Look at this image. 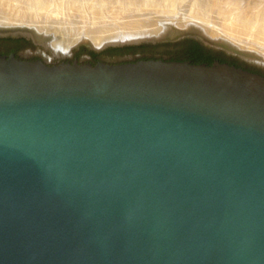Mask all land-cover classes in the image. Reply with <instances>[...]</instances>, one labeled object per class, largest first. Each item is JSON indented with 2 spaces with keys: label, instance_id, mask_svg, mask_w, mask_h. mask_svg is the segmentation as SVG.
<instances>
[{
  "label": "water",
  "instance_id": "obj_1",
  "mask_svg": "<svg viewBox=\"0 0 264 264\" xmlns=\"http://www.w3.org/2000/svg\"><path fill=\"white\" fill-rule=\"evenodd\" d=\"M190 4L92 28L0 12V38L43 55H0V264H264V75L61 60L192 39L264 72V46Z\"/></svg>",
  "mask_w": 264,
  "mask_h": 264
},
{
  "label": "rangeland",
  "instance_id": "obj_2",
  "mask_svg": "<svg viewBox=\"0 0 264 264\" xmlns=\"http://www.w3.org/2000/svg\"><path fill=\"white\" fill-rule=\"evenodd\" d=\"M19 1H23V2H15L17 4H15L14 2H13V4H12V2H8V3L6 2L8 4V9L10 11H11V9H12V11H14L16 9V7L19 4H21V7H26L30 10V12H33V13L36 12L37 13V16L33 17V20L36 22H42V18H44L46 21H49V18H51V19L55 18L56 17L55 14L57 13L58 17H56V19H58V20L59 19H69V18H77L78 17L80 23L92 22L90 27H93V26H95L93 23L94 20H93L92 15H91L93 10H98V11L100 10V12H102V14L105 15V16H103L104 19H106V21H108V22H106L107 24H105V25H110V24H116V22H118L119 16H139L142 13H146L149 11H155V9L156 10H162L164 12H169V10H171V8H173V10L174 9L176 10V11L174 10L173 13H176L178 10H181L182 7L185 5V3L189 0H154V1L151 0V2H153L154 5L152 3H151V5L150 4L146 5L145 4L146 2H139L137 0H131V1L132 2H139V3H136L138 5L131 4L130 0H114V2H113V0H108V2H107V0H78L79 5H77V3H78L77 0H68V1L67 0H19ZM141 1H143V0H141ZM170 1H172V2H170ZM74 2L76 5L74 4ZM123 2H124V4L126 3V5L128 3H130L129 5L131 6V8L129 9L130 6L129 7L127 6V8H126V5H123ZM159 2H161L163 5ZM195 2L200 4V3H202V0H191L190 7L193 6L195 4ZM207 2H211V0H208ZM155 3H156V5H155ZM75 6H77V7H75ZM78 6H80L81 9L78 8ZM116 6H117V8H116ZM124 6H125V8H124ZM135 6L138 10L135 8ZM137 6H140V7H137ZM213 6H214L213 11L215 13L216 12L220 13L224 17L225 16L227 17V12L229 13L232 11L233 13H236L238 15L237 22H240L239 24H241V25H243V24L245 25V23H246L245 26L249 27L248 28V31H249L248 42H252V47L253 48L254 47H261V45L264 46V43L260 44L254 38V37H256V36H254L255 33L261 28V26H264V21H262V20H264V0H213ZM221 6H222V8H221ZM13 7H15V8H13ZM168 7H169V9L167 11ZM38 8H40V10ZM75 8H76V13L74 12ZM77 8H78V10H77ZM219 8H221V9H219ZM124 9H126V11ZM113 10L120 12L118 17L113 16V12H115ZM81 12H82V14H81ZM245 12H247V13H245ZM248 19H250L251 21ZM245 20H247V21L245 22ZM241 21L242 22L244 21V22L241 23ZM258 22H259L260 26L258 25ZM247 23H248V25H247ZM260 23H263V24H260ZM254 30H257V31L255 32Z\"/></svg>",
  "mask_w": 264,
  "mask_h": 264
},
{
  "label": "trees",
  "instance_id": "obj_3",
  "mask_svg": "<svg viewBox=\"0 0 264 264\" xmlns=\"http://www.w3.org/2000/svg\"><path fill=\"white\" fill-rule=\"evenodd\" d=\"M0 54H8L14 52L17 54L19 51L26 47H33L32 43L24 38H0ZM87 52L91 58L92 63L96 62L99 57L102 58H117V57H132V60L140 58H164L167 60H188L192 63H206L212 64L215 60L220 62H227L236 66L242 65L243 68L250 71L259 72L258 69L245 65L234 57L225 55L224 52L207 48L201 43L186 39L175 44H142L139 46H124V47H109L100 52L88 51L80 48L76 55L80 56L82 53ZM160 54V56L156 55ZM166 55L167 57H163ZM263 74V73H261ZM264 75V74H263Z\"/></svg>",
  "mask_w": 264,
  "mask_h": 264
},
{
  "label": "bare ground",
  "instance_id": "obj_4",
  "mask_svg": "<svg viewBox=\"0 0 264 264\" xmlns=\"http://www.w3.org/2000/svg\"><path fill=\"white\" fill-rule=\"evenodd\" d=\"M68 1V0H67ZM78 1V0H77ZM137 1H139V2H146L145 4L147 5V4H150L151 5V3L153 4V2H151V0H143V1H141V0H137ZM154 1V0H153ZM208 0H202V3H196L195 2V4L193 5V6H191L190 7V12H189V14L191 15V16H193V17H196V18H200V19H204V20H206V21H208V22H210L211 21V16L212 15H215V14H218V22H219V29L222 31V32H224L226 35H228L230 38H232V39H235L236 41H238V42H240V41H248V38H249V36H248V33H249V31H248V28L249 27H246L245 25H246V23H245V25L243 24V25H241V24H239L240 22H237V18H238V15L236 14V13H233L232 11L231 12H227V17L225 16H223V15H221L220 13H218V12H214L213 11V9H214V6H213V0H211V2H207ZM8 2H12V4H13V2L15 3V2H23V1H19V0H0V12H3V13H7V18H1V22H5V21H7V22H9V21H11V20H18V21H25L26 19H30V20H33V17L34 16H37V13L35 12V13H33V12H30V10L28 9V8H26V7H21V4H19L17 7H16V9L14 10V11H12V9H11V11L8 9V4L7 3ZM42 2V1H41ZM107 2H108V0H107ZM112 2V1H111ZM113 2H114V0H113ZM125 2V1H124ZM124 2H123V5H126V3L124 4ZM130 2H131V4H134V5H138V4H136V3H139V2H132L131 0H130ZM156 2V1H155ZM170 2H172V1H170ZM128 3V2H127ZM159 3H161V2H159ZM254 3V2H253ZM15 4H17V3H15ZM74 4H75V2H74ZM113 4V3H112ZM130 3H128L127 5H126V8H127V6L129 7L130 5H129ZM144 4V3H143ZM162 4V3H161ZM166 4V3H165ZM169 4V3H168ZM193 4V3H192ZM255 4V3H254ZM259 4V3H258ZM76 5V4H75ZM77 5H79V1H78V3H77ZM105 5V4H104ZM121 5V4H120ZM154 5V4H153ZM155 5H156V3H155ZM163 5V4H162ZM161 5V6H162ZM215 5V4H214ZM44 6V5H43ZM46 6V5H45ZM74 6V5H73ZM108 6V5H107ZM110 6V5H109ZM158 6V5H157ZM167 6V5H166ZM59 7V6H58ZM75 7H77V6H75ZM101 7V6H100ZM119 7V6H118ZM137 7H140V6H137ZM174 7V6H173ZM258 7V6H257ZM13 8H15V7H13ZM78 8H80V6H78ZM78 8H77V10H78ZM116 8H117V6H116ZM124 8H125V6H124ZM131 8V6L129 7V9ZM135 8H136V6H135ZM221 8H222V6H221ZM221 8H219V9H221ZM229 8V7H228ZM248 8V7H247ZM39 10H40V8H38ZM81 9V8H80ZM119 9V8H118ZM137 9V8H136ZM162 9V8H161ZM168 9H169V7L167 8V11H168ZM43 10V9H42ZM75 11V13H76V8L74 9ZM108 10V9H107ZM125 11H126V9H124ZM138 10V9H137ZM164 10V9H163ZM175 10V9H174ZM174 10H173V8H171V10H169V12H174ZM233 10V9H232ZM32 11V10H31ZM35 11V10H34ZM102 11V10H101ZM113 11H115V12H113V16H115V17H118V15L120 14V12H118V11H116V10H113ZM176 11V10H175ZM261 11V10H260ZM57 12V11H56ZM55 12V13H56ZM245 13H247V12H245ZM81 14H82V12H81ZM92 18H93V23H94V25L95 26H93V27H98V26H104L105 24H107L106 22H108V21H106V19H104V17L103 16H105L104 14H102V12H100V10L98 11V10H93L92 11ZM133 15V14H132ZM249 15V14H248ZM55 16L56 17H58V14L56 13L55 14ZM90 16V15H89ZM257 16V15H256ZM53 17V16H52ZM56 17L55 18H49V20H58V19H56ZM254 17V16H253ZM255 18V17H254ZM245 19V18H244ZM243 19V20H244ZM247 19V18H246ZM113 20V19H112ZM248 20H250V19H248ZM262 20V19H261ZM247 20H245V22H246ZM251 21V20H250ZM262 21H264V20H262ZM261 21V22H262ZM244 22V21H243ZM242 21H241V23H243ZM249 22V21H248ZM117 23V22H116ZM250 24V23H249ZM257 24V23H256ZM260 24H263V23H260ZM247 25H248V23H247ZM258 25H259V22H258ZM260 26V25H259ZM89 28H92V27H89ZM255 28V27H254ZM260 28V27H259ZM255 32L257 31V30H254ZM253 31V32H254ZM254 36H256V37H254L255 38V40L257 41V42H259L260 44H263L264 43V26H261V28L255 33V35ZM263 40V41H262ZM261 46H263V45H261Z\"/></svg>",
  "mask_w": 264,
  "mask_h": 264
},
{
  "label": "flooded vegetation",
  "instance_id": "obj_5",
  "mask_svg": "<svg viewBox=\"0 0 264 264\" xmlns=\"http://www.w3.org/2000/svg\"><path fill=\"white\" fill-rule=\"evenodd\" d=\"M33 45V44H32ZM82 48V47H81ZM37 50V48L33 45V47H26V48H24V49H22L21 51H19L17 54H15L14 52H9L8 54H10V53H14L16 56H19V57H22V58H28V59H36V58H43V55H41V54H35V55H27V52L29 51V50ZM80 49V48H79ZM79 49H77V50H73L72 52H71V54L68 56V57H66V58H64V59H61V60H69V61H72L74 58H77V59H79V60H82V61H85V62H92V58H91V56L87 53V52H84V53H82L80 56H77L76 55V52L79 50ZM89 51V50H88ZM218 51H222V50H218ZM222 52H224V51H222ZM225 53V52H224ZM8 54H0V55H8ZM225 55H227V56H229V57H234V58H236V59H238L240 62H242V59H240V58H238V57H236V56H233V55H229V54H227V53H225ZM130 57V56H129ZM120 58H123V57H117V58H102V57H99L98 58V60H102V61H115V60H118V59H120ZM126 58H128V57H126ZM98 60H96V61H98ZM247 65V64H246ZM240 67H243L242 65H239ZM248 66V65H247ZM259 70V69H258ZM261 73H263L264 74V72L263 71H261V70H259Z\"/></svg>",
  "mask_w": 264,
  "mask_h": 264
}]
</instances>
